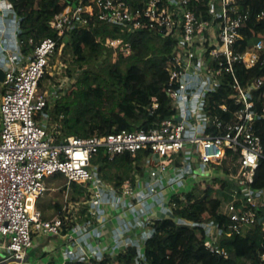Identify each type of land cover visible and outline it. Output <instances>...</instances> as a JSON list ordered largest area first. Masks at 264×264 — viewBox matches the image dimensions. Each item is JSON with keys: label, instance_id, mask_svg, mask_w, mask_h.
<instances>
[{"label": "built area", "instance_id": "obj_1", "mask_svg": "<svg viewBox=\"0 0 264 264\" xmlns=\"http://www.w3.org/2000/svg\"><path fill=\"white\" fill-rule=\"evenodd\" d=\"M262 16L263 12L243 8L241 0H70L49 21L56 37L42 38L25 55L18 40L21 17L12 0H0V34L7 35L10 20L15 24L14 43L0 37L4 72L0 96V249L20 264L36 236H58L70 245L65 261L94 264L107 254L113 257L123 248L135 246V264H140L146 262L144 243L155 232L154 221L172 215L171 196L180 194L183 198L187 191L202 195L210 186H215L214 197L220 200L219 212L226 222L175 217L178 225L200 227L205 247L219 255H227L220 244L222 236H244L257 228L263 233L264 184L254 186L256 172L264 162V146L254 129V123L264 119V102L258 106L253 94L261 81L254 79L243 87L236 65L248 68L259 60L264 62V36L243 51L234 48L243 39V24ZM98 23L126 33L150 30L175 40L164 84L175 112L148 129L60 136V124L52 123L44 111L48 102L53 105L60 97L59 88L47 80V87L40 91V79L50 59L62 53L72 32L89 30ZM103 45L117 56L132 51L122 36H106ZM228 82L237 91L239 104L233 122L212 118L206 110L207 96ZM156 107L153 97L150 113ZM221 109L226 110V106L221 105ZM99 151L108 159L125 153L136 158L141 151L142 163L133 179L126 178L116 187L100 176V163L96 162ZM226 157L239 167L235 175L223 171ZM56 174L65 177L67 187L71 183L83 185L90 197L81 203L66 199L60 214L46 219L36 201L47 189L45 179ZM65 194L68 196V189ZM28 198L31 205L26 203ZM84 205L86 219L77 221ZM108 205L129 212L132 218L117 222L109 245L81 251L78 248L84 236L100 235ZM154 208L162 215H154ZM69 222L72 225L62 232V226ZM259 256L264 262V244Z\"/></svg>", "mask_w": 264, "mask_h": 264}, {"label": "trees", "instance_id": "obj_2", "mask_svg": "<svg viewBox=\"0 0 264 264\" xmlns=\"http://www.w3.org/2000/svg\"><path fill=\"white\" fill-rule=\"evenodd\" d=\"M70 0H12L15 12L21 17L18 40L21 52L28 55L39 41L46 37H56L50 28L49 21L53 15ZM243 8L263 12L259 19L254 17L243 24L240 32L243 39L234 48L243 51L247 45L264 36V0H241ZM106 36H122L131 45V53L116 55L111 47L103 45ZM175 40L171 37H160L150 30H138L133 33L120 32L118 27L107 23H98L89 30H76L64 45L60 55V64L66 65L69 58L74 59L77 68H66L72 75L80 68L74 88L66 95L60 96L53 105L47 104L44 111L52 123H59V135L77 134L81 136L101 135L122 129L137 130L157 126L175 110L171 98L164 90L168 79L169 65ZM52 59L40 79L54 80L51 74ZM236 74L243 87L254 79L261 83L253 91L259 105L264 102V62L259 60L251 67L236 65ZM229 81V80H228ZM237 91L228 83L223 84L206 98V110L210 117L221 121L233 122L235 109L239 107ZM155 97L157 107L150 113L149 106ZM226 110L221 109V105ZM255 132L260 136L264 146V119L254 123ZM222 130H220L221 132ZM210 133H216L213 130ZM145 153V152H144ZM142 152L136 158L129 153L108 159L99 151L96 162L100 163L99 173L109 184L118 187L124 179H133V173L142 163ZM226 174L235 175L239 167L226 157L222 162ZM53 175L50 178H60ZM264 184V162L256 172L254 186ZM68 189L71 202H82L90 197L83 185L63 184L61 192ZM215 186L204 189L202 195L193 191L171 196L172 215L154 221L155 232L145 240L144 255L146 262L140 264H264L260 252L264 244V232L259 228L244 236H222L221 246L227 255H219L204 245L203 230L200 227L178 225L175 217L199 221L210 218L222 224L225 217L219 212L220 200L214 197ZM86 206L79 212L77 221L86 219ZM61 206H57L60 214ZM55 214V215H56ZM53 215V216H55ZM52 216V217H53ZM51 217V218H52ZM72 223H66L61 231H66ZM137 251L135 246H128L115 256L105 255L94 264H135ZM48 264H55L51 261ZM62 264H87L86 262L65 261Z\"/></svg>", "mask_w": 264, "mask_h": 264}, {"label": "crops", "instance_id": "obj_3", "mask_svg": "<svg viewBox=\"0 0 264 264\" xmlns=\"http://www.w3.org/2000/svg\"><path fill=\"white\" fill-rule=\"evenodd\" d=\"M10 22L11 24L9 25L11 26L8 27L7 35L5 36L2 33L0 34V37L1 38L4 37L8 44L11 42L14 43L13 40H14L15 24L13 22V19L10 20ZM2 54L3 53L1 52L0 56H2ZM0 68L3 70V67L0 66ZM2 92H3V86L0 81V96ZM110 207L112 206L110 205L107 206L108 218L106 222H104L100 226V235L98 237L84 236L81 239L78 249H80L83 252H85V250H88L86 251L87 253L90 250H92L93 247L96 245H99V246L109 245V243L111 242V234L113 231V227L116 226L117 222L120 221L121 219H131L132 218V215L129 214V212L123 213L116 208H113V207L110 208ZM153 211H154L153 214L156 216L162 215L159 208L158 209L154 208ZM136 237L139 239V234L136 235ZM91 238H92V245H91L92 247L90 249L89 246L91 243L90 242ZM69 246L70 245L69 243L66 242V240L58 236H36L34 238L33 245L29 249L25 260L21 262L20 264H48L51 261L55 262V264H62L63 262H65V254H66V250H68V248L70 249ZM71 247H72L73 252H75V250L77 251L76 246H71ZM43 251L45 252V257H44L45 260L43 259V261H41L38 255ZM0 252H5V251L3 249H0ZM36 254H37V257H35ZM11 264H18V263L15 261Z\"/></svg>", "mask_w": 264, "mask_h": 264}, {"label": "rangeland", "instance_id": "obj_4", "mask_svg": "<svg viewBox=\"0 0 264 264\" xmlns=\"http://www.w3.org/2000/svg\"><path fill=\"white\" fill-rule=\"evenodd\" d=\"M60 55L59 53L56 54V58H53L52 60V66L50 68L51 73L54 74L55 78L53 81V84L55 85V88H59L58 92L60 96L66 95L72 88H74V82L76 81V78L78 74L80 73V68L75 69V71L72 72V75H68L66 73V68L74 69L77 68L76 62L74 59L69 58L67 64L65 65H59L60 62ZM52 84V85H53ZM47 87V81H43V85L40 87V91L45 89ZM195 171L199 172V169L195 168ZM101 174V173H100ZM101 176V175H100ZM60 178H46V191L37 199L36 206L41 210L42 215L44 218L49 219L53 215L57 213V206H62L64 201L67 199L68 196H66L65 193L61 192L60 187L65 183V177L63 175L59 176ZM26 203L28 205L32 204L31 198H28L26 200ZM112 208V207H110ZM111 210V209H110ZM90 249L92 245V238L90 241ZM4 256V262H7L8 264H11L15 262L13 258H11L6 252L3 254ZM37 257V254L36 256ZM38 257L43 261L45 260V252H41Z\"/></svg>", "mask_w": 264, "mask_h": 264}, {"label": "water", "instance_id": "obj_5", "mask_svg": "<svg viewBox=\"0 0 264 264\" xmlns=\"http://www.w3.org/2000/svg\"><path fill=\"white\" fill-rule=\"evenodd\" d=\"M4 77V72L3 70L0 68V81L3 80ZM4 252H0V264H8L7 262H4V256H3Z\"/></svg>", "mask_w": 264, "mask_h": 264}]
</instances>
